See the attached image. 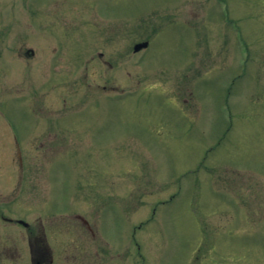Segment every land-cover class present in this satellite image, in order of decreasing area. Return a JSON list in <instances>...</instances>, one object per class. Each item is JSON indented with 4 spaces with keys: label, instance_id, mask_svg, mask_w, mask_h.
Returning <instances> with one entry per match:
<instances>
[{
    "label": "rangeland",
    "instance_id": "374dc122",
    "mask_svg": "<svg viewBox=\"0 0 264 264\" xmlns=\"http://www.w3.org/2000/svg\"><path fill=\"white\" fill-rule=\"evenodd\" d=\"M261 82L264 0H0V193L81 264H264Z\"/></svg>",
    "mask_w": 264,
    "mask_h": 264
},
{
    "label": "flooded vegetation",
    "instance_id": "af4514ba",
    "mask_svg": "<svg viewBox=\"0 0 264 264\" xmlns=\"http://www.w3.org/2000/svg\"><path fill=\"white\" fill-rule=\"evenodd\" d=\"M26 55L32 56L34 52L27 50ZM99 56H102V53H99ZM101 63L105 66H112L108 58ZM258 85L262 88L260 92L264 95V83L261 82ZM106 86L104 85L105 88ZM254 121L259 123L257 120ZM260 126L262 129L264 123ZM261 134H263L262 130ZM24 164L22 158L19 157L17 166L21 168L22 173L15 174L13 180L15 186L9 192L0 193V264H81V260L75 257L66 258L64 237L66 227L63 222H59L54 228H49L46 226L49 220L41 218L34 221L32 203L27 200L30 198L27 193L31 194V189L27 187V184L24 186L23 182L26 180L21 178L25 177ZM18 176L21 180L17 179ZM19 198L25 200L18 201ZM76 216L88 230L92 231L88 220L79 214ZM75 255L73 253V256Z\"/></svg>",
    "mask_w": 264,
    "mask_h": 264
},
{
    "label": "water",
    "instance_id": "95a60500",
    "mask_svg": "<svg viewBox=\"0 0 264 264\" xmlns=\"http://www.w3.org/2000/svg\"><path fill=\"white\" fill-rule=\"evenodd\" d=\"M147 46H148V42L147 41L141 42V43H138V44L135 45L134 50L135 51H139V50H141L143 48H146Z\"/></svg>",
    "mask_w": 264,
    "mask_h": 264
}]
</instances>
